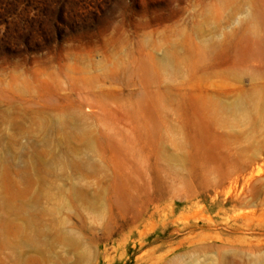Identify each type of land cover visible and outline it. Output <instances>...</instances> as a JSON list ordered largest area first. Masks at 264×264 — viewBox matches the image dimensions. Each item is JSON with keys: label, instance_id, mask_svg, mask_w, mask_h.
<instances>
[{"label": "rangeland", "instance_id": "obj_1", "mask_svg": "<svg viewBox=\"0 0 264 264\" xmlns=\"http://www.w3.org/2000/svg\"><path fill=\"white\" fill-rule=\"evenodd\" d=\"M0 264H264V0H0Z\"/></svg>", "mask_w": 264, "mask_h": 264}]
</instances>
